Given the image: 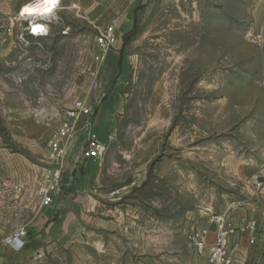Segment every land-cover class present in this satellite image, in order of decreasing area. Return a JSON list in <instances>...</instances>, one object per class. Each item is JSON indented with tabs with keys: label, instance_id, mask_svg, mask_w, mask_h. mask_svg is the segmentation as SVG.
Returning <instances> with one entry per match:
<instances>
[{
	"label": "rangeland",
	"instance_id": "1",
	"mask_svg": "<svg viewBox=\"0 0 264 264\" xmlns=\"http://www.w3.org/2000/svg\"><path fill=\"white\" fill-rule=\"evenodd\" d=\"M26 2L0 0V142L15 187L24 182L16 158L35 179L65 111L92 96L98 32L128 16L122 34L136 33L116 45L104 207L78 241L10 254L7 264H190L191 212L261 197L264 0H61L58 19L37 21L46 36L27 31ZM17 203L0 181V217Z\"/></svg>",
	"mask_w": 264,
	"mask_h": 264
},
{
	"label": "crops",
	"instance_id": "2",
	"mask_svg": "<svg viewBox=\"0 0 264 264\" xmlns=\"http://www.w3.org/2000/svg\"><path fill=\"white\" fill-rule=\"evenodd\" d=\"M128 19V16H124L116 23L119 37L123 35L121 29ZM117 50L118 48H114L106 52L103 62L97 69L95 90L91 97L83 99L86 105L93 109L94 114L88 125L86 118L81 117L77 123V131L65 143L66 155L63 158L61 190L53 196L51 204L38 206L33 183L41 173L34 179V171L27 163L16 158L24 170L22 179L24 182L18 184L23 187L19 194L14 190L16 181L5 180L9 174L4 163H7L10 157L0 142V181L13 187L15 198L18 200L12 208V214L0 217V240L16 226L27 224L25 247L16 251L11 246L1 245L0 264H7L10 254L32 255L51 243L78 241L85 233L84 227L94 221L93 214L104 207L102 199L104 195L107 197L101 180L105 173L102 165L104 155L99 158H84L82 149L90 133H94L98 140L105 144L103 142L105 133L111 130L112 116L115 115L119 101L117 79L121 68L120 54ZM261 185L263 186L257 188L261 197L250 198L245 203L233 200L225 207L210 204L203 210L190 213L192 218L187 221V229L184 232V237L194 250L190 264H208V251L216 239V227L212 219L214 214L225 215L236 228V232L228 238L227 243L232 264H264V182ZM252 220L257 224V231L251 244L248 235L240 229ZM131 225V223L124 225L125 230L133 232ZM200 229L206 233L205 249L199 253L188 233Z\"/></svg>",
	"mask_w": 264,
	"mask_h": 264
},
{
	"label": "built area",
	"instance_id": "3",
	"mask_svg": "<svg viewBox=\"0 0 264 264\" xmlns=\"http://www.w3.org/2000/svg\"><path fill=\"white\" fill-rule=\"evenodd\" d=\"M118 40L119 35L115 23L105 25L98 32L95 37V52L93 55L97 66L103 62L108 50L116 48ZM93 74L96 79L97 70ZM93 114V109L89 108L84 100H76L74 105L65 111L61 125L47 143L48 166L44 168L34 185V197L39 207L51 204L53 196L60 192L63 158L66 155L65 143L77 131V123L80 118L85 117L88 125ZM105 149V144L100 142L94 133H90L84 143L82 157L99 158L104 154ZM14 189L19 194L23 187L17 186ZM212 219L216 227V239L208 251V264H232L227 250V243L228 238L236 232V228L223 214H214ZM26 227V223L16 226L0 240V243L11 246L16 251L23 249L27 238ZM240 230L248 235L249 243L252 244L257 231L256 222L249 221ZM205 233V230L200 229L193 230L188 235L199 253L205 249Z\"/></svg>",
	"mask_w": 264,
	"mask_h": 264
},
{
	"label": "clouds",
	"instance_id": "4",
	"mask_svg": "<svg viewBox=\"0 0 264 264\" xmlns=\"http://www.w3.org/2000/svg\"><path fill=\"white\" fill-rule=\"evenodd\" d=\"M60 6L61 0H27L21 6L19 16L29 20L27 31L30 35L46 36L49 33L48 25L37 21L58 19L56 13Z\"/></svg>",
	"mask_w": 264,
	"mask_h": 264
},
{
	"label": "trees",
	"instance_id": "5",
	"mask_svg": "<svg viewBox=\"0 0 264 264\" xmlns=\"http://www.w3.org/2000/svg\"><path fill=\"white\" fill-rule=\"evenodd\" d=\"M136 33V26H132V28L125 34L122 35V39L124 42L128 41L131 37H133Z\"/></svg>",
	"mask_w": 264,
	"mask_h": 264
}]
</instances>
